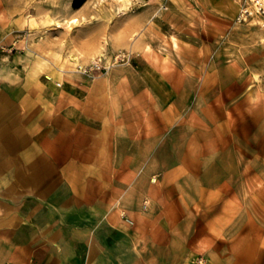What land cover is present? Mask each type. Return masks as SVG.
<instances>
[{"label": "rangeland", "instance_id": "1", "mask_svg": "<svg viewBox=\"0 0 264 264\" xmlns=\"http://www.w3.org/2000/svg\"><path fill=\"white\" fill-rule=\"evenodd\" d=\"M242 2L0 0V30L13 35L0 68L18 51L17 70L3 73L12 86L23 83L15 90L29 132H64L37 83L59 68L77 80L69 54L108 38L94 56H109L110 67L84 73L67 92L51 83V114L72 107L74 132H97L111 177L135 178L138 194L144 174L158 186L142 204L148 225L166 230L157 240L169 264H195L197 253L207 264H264V26L236 21ZM65 16L81 21L67 27ZM117 53L130 60H113ZM11 126L2 123L0 134L13 149L20 141L10 143ZM7 258L0 243V264Z\"/></svg>", "mask_w": 264, "mask_h": 264}, {"label": "crops", "instance_id": "2", "mask_svg": "<svg viewBox=\"0 0 264 264\" xmlns=\"http://www.w3.org/2000/svg\"><path fill=\"white\" fill-rule=\"evenodd\" d=\"M12 40L13 35L0 30V49ZM7 57L0 68V125L11 121L17 134L10 143H20L12 149L0 134V243L8 254L5 264H169L167 244L163 247L157 240L165 238L161 234L166 230L148 225L151 210L142 204L145 197L155 200L152 190L158 186L144 174L140 181L147 188L138 194L135 178L122 182L111 177L101 158L107 147L96 141L97 132H74L72 107L62 115L51 114L57 105V89L51 83H61L67 92L87 75L74 70L75 80L60 68L50 70L49 80L37 85L48 92L49 119L64 120L65 130L29 132L22 97L15 90L23 83L12 86L3 73L17 70L12 64L21 55L17 51L12 60ZM120 208L129 212L134 225L123 219Z\"/></svg>", "mask_w": 264, "mask_h": 264}, {"label": "built area", "instance_id": "3", "mask_svg": "<svg viewBox=\"0 0 264 264\" xmlns=\"http://www.w3.org/2000/svg\"><path fill=\"white\" fill-rule=\"evenodd\" d=\"M254 17L258 18L259 22L264 26V0H243L237 13L236 21L245 22ZM124 58L129 61V54L117 53L114 55L113 60L117 61L118 59ZM106 59L107 57L105 54H100L92 59L90 64L82 68L81 71L94 76L95 74H98L99 72H102L110 67V64L106 63ZM127 219L131 221L129 218ZM194 263L207 264V260L204 256H197L194 259Z\"/></svg>", "mask_w": 264, "mask_h": 264}, {"label": "bare ground", "instance_id": "4", "mask_svg": "<svg viewBox=\"0 0 264 264\" xmlns=\"http://www.w3.org/2000/svg\"><path fill=\"white\" fill-rule=\"evenodd\" d=\"M128 2H129V0H119V3L121 4V6L127 5ZM50 20H52V19L47 17L46 21H50ZM80 21H81V19L77 16H72L71 18H68L67 16H65L62 18V22L65 23L67 27H71L72 25L79 24ZM137 34H139V33H135L133 38H135L137 36ZM107 43H109V42H108V38L106 37L104 40H102V41L100 40L97 43H95L94 45L89 46L90 48L88 50L77 49L76 51L71 52L69 54V61H71L70 65L72 67H75L73 70H79V69H77V66L83 65V63L88 58L91 57V59H94L95 58L94 54L99 52V51L101 53L102 48H104ZM107 59L109 60V56L107 57Z\"/></svg>", "mask_w": 264, "mask_h": 264}, {"label": "trees", "instance_id": "5", "mask_svg": "<svg viewBox=\"0 0 264 264\" xmlns=\"http://www.w3.org/2000/svg\"><path fill=\"white\" fill-rule=\"evenodd\" d=\"M85 0H74V5L79 6L81 5Z\"/></svg>", "mask_w": 264, "mask_h": 264}]
</instances>
